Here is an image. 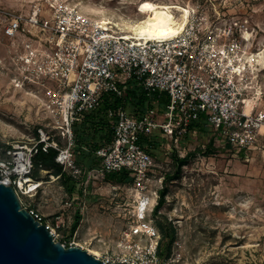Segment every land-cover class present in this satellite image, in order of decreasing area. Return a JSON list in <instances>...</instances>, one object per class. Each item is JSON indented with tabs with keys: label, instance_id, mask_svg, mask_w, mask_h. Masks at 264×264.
<instances>
[{
	"label": "built area",
	"instance_id": "1",
	"mask_svg": "<svg viewBox=\"0 0 264 264\" xmlns=\"http://www.w3.org/2000/svg\"><path fill=\"white\" fill-rule=\"evenodd\" d=\"M221 19L209 21L193 9L176 36L153 41L104 30L101 20L84 8L58 0L48 9L0 8V67L13 89L36 103L47 118L38 124L34 139L0 146L1 183L14 189L22 207L56 241L63 220L44 221L30 202L46 183L61 179L50 175L47 182L34 176V158L40 152L55 151V162L63 172L88 184L127 172L131 182L124 187L136 194L132 211L124 215V229L114 240H99L100 251L94 253L87 242L81 244L77 230L68 241H57L63 247L83 249L103 264H188L180 252L164 253L163 236L155 224L164 177L157 181L153 176V148L144 141L158 131L162 138L178 142L197 135L193 126L204 119L220 138L239 149L251 150L259 144L264 110H258L261 93L256 86L261 77L255 63L261 50L257 46L252 51L247 19L228 26L220 24ZM132 79L148 95L157 96L158 106L164 94L170 103L161 109L150 107L140 118L123 107L108 110L111 142L96 150L99 164L86 170L78 162L75 127L100 108L104 95L122 97L121 86ZM253 90L255 97L250 95ZM39 168L48 173L42 165Z\"/></svg>",
	"mask_w": 264,
	"mask_h": 264
},
{
	"label": "rangeland",
	"instance_id": "2",
	"mask_svg": "<svg viewBox=\"0 0 264 264\" xmlns=\"http://www.w3.org/2000/svg\"><path fill=\"white\" fill-rule=\"evenodd\" d=\"M56 0H0V8L27 11L40 6L48 9ZM76 8H84L96 20L107 19L112 31L127 35L124 26L142 21L145 16L138 6L145 0H58ZM162 4H178L210 20L222 19L220 24L240 23L247 19L252 36L253 50L264 52V0H149ZM95 9L101 14H93ZM44 18L47 19L46 16ZM244 23V22H243ZM117 27H116V26ZM210 26V24H209ZM1 55V49H0ZM261 83L258 93L261 100L258 110H264V64L257 57ZM264 62V60H263ZM253 86H255L253 84ZM255 97V91L250 94ZM161 104L152 101V107H164L170 103L167 94L162 95ZM36 103L21 91L13 89L6 70L0 67V146L17 141L34 139L39 123L46 115L37 109ZM127 112L134 116L131 107ZM39 111V113H38ZM80 126V125H79ZM78 126V127H79ZM83 127V126H81ZM86 126V129H89ZM157 148L151 149L155 163L157 181L174 171L173 151L181 157L194 152L198 146L205 147L212 137H217V146L210 155H197L184 167L181 179L168 183V205L160 210L177 230V246L171 251L180 252L188 264H264V135L259 144L241 155L238 149L224 148L222 138L209 125L187 140L170 142L160 136ZM108 134L99 132L95 136L98 144L108 143ZM93 158L85 160L90 163ZM42 173L36 168L35 176L50 182L51 169ZM57 176V175H56ZM37 197L30 200L44 221L53 222L61 217L64 227L57 241H68L76 217L78 241L92 251H100L99 240H114L124 229V215L132 211L135 192L111 182L86 183L68 175L52 183H46ZM72 190V193L69 192ZM72 206L69 208L66 203ZM160 216V217H164ZM155 218V224L160 221ZM85 245V244H84ZM164 253H169L165 242Z\"/></svg>",
	"mask_w": 264,
	"mask_h": 264
},
{
	"label": "trees",
	"instance_id": "3",
	"mask_svg": "<svg viewBox=\"0 0 264 264\" xmlns=\"http://www.w3.org/2000/svg\"><path fill=\"white\" fill-rule=\"evenodd\" d=\"M125 94L122 97H118L116 95H104L102 98L101 106L98 110L89 113L86 115L84 121L75 127V134L78 139L77 149L76 151H80V157L78 162L86 169H91L99 164V161L96 159L94 153L97 149L107 146L110 144L112 135H113V122L111 119L107 117V112L110 109H118L123 107L124 109L131 107V109L135 110L137 114L135 117H142L146 113V111L152 107V101L157 98L156 95L150 96L144 89L139 85V83L132 79L128 81L125 85L121 86ZM79 126V127H78ZM83 126V127H81ZM86 126H89V129H86ZM198 133L201 130H205L207 127L206 121L204 119L199 120L193 126ZM99 132H104L108 134V143L106 145L98 144L95 141V136ZM191 137V136H190ZM189 137L182 138V140H187ZM220 138V137H219ZM222 143L224 144V148L227 150L238 149L241 155H244L249 150L239 149L235 147L231 142L222 138ZM217 137H212L207 146L202 147L198 146L194 152L187 153L184 157L179 155L178 151H173L172 154V162L174 164V171H171L164 176V187L160 191V202L155 209V217L159 219L160 216H164L160 214V210L165 205V197L168 194V183L181 179L182 172L184 167L188 166L192 159L197 155H210L214 150H216ZM145 144H148L152 148H157L160 143V138L158 135L151 136L148 140L144 141ZM57 153L55 151H50L49 153L40 152L34 158L35 171L36 168H39V165H42L45 170L51 169L54 171L55 175H61V179L65 176L63 172L62 166L55 162V157ZM93 158L90 163H86L85 160L87 158ZM35 176V172H34ZM36 177V176H35ZM106 181L118 184L119 186H125L131 182V177L127 172L110 174ZM72 193V190H69ZM33 209H35L32 206ZM80 216L76 217V223L73 226L72 234L77 230V222L79 221ZM162 236H163V245L168 241L169 243V253L171 251V247L177 239V230L172 224L171 221L168 220L166 216L160 217V221L157 224Z\"/></svg>",
	"mask_w": 264,
	"mask_h": 264
},
{
	"label": "water",
	"instance_id": "4",
	"mask_svg": "<svg viewBox=\"0 0 264 264\" xmlns=\"http://www.w3.org/2000/svg\"><path fill=\"white\" fill-rule=\"evenodd\" d=\"M0 264L103 263L83 249L65 248L54 240L0 178Z\"/></svg>",
	"mask_w": 264,
	"mask_h": 264
},
{
	"label": "bare ground",
	"instance_id": "5",
	"mask_svg": "<svg viewBox=\"0 0 264 264\" xmlns=\"http://www.w3.org/2000/svg\"><path fill=\"white\" fill-rule=\"evenodd\" d=\"M146 2L143 1L141 2V4L138 6V12L142 15L145 16V18L137 23L134 24H126L124 25L128 30L129 33L126 35L129 39H137V40H143L137 37V33L139 32L140 28L137 27V25H139L141 28H146L148 27V23L146 22H150L152 24L157 25L160 28L163 29H167V28H171L172 30L176 31L177 33H179L181 31V26L182 29L184 28V26L186 25L188 18H189V14L191 12L190 9H187L185 7H182L178 4H162V3H156L153 1H149L147 0V2H151L155 5H157V8L155 10V13L150 12V11H141V5H143ZM182 9H186L187 10V15H185V12L182 11ZM91 13L93 14H101V12L95 10V9H90L89 10ZM160 12H164L165 15L164 16H158L156 15V13H160ZM156 16L155 19H153V16ZM169 17H171V19H169ZM179 19V20H178ZM101 24L104 30L110 31L112 30L111 25L113 23H111L110 21H108L107 19H101ZM116 26V25H115ZM117 27V26H116ZM133 29H136V31H133ZM247 37H250L249 34L246 35ZM171 38V37H170ZM169 38V39H170ZM167 40V39H166ZM260 61L261 64H264L263 60H264V52L260 54ZM251 60V59H249ZM94 253H97V251H93Z\"/></svg>",
	"mask_w": 264,
	"mask_h": 264
},
{
	"label": "snow or ice",
	"instance_id": "6",
	"mask_svg": "<svg viewBox=\"0 0 264 264\" xmlns=\"http://www.w3.org/2000/svg\"><path fill=\"white\" fill-rule=\"evenodd\" d=\"M157 8V5L151 3V2H146L141 5L140 10L141 11H150L155 13V10ZM182 11L185 12V15H187V10L186 9H182ZM156 15L158 16H164L165 13L164 12H160V13H156ZM156 16H153V19H155ZM169 19H171V17H169ZM148 23V27L146 28H141L139 25H137L138 28H140L139 32L137 33V37L143 40H153V41H164L166 39H169L170 37H174L176 36L178 33L174 30H172L171 28H167V29H163L158 27L155 24H152L150 22H146ZM182 29V26H181ZM133 31H136V29H133ZM127 39V37H126ZM238 71V69H237Z\"/></svg>",
	"mask_w": 264,
	"mask_h": 264
},
{
	"label": "crops",
	"instance_id": "7",
	"mask_svg": "<svg viewBox=\"0 0 264 264\" xmlns=\"http://www.w3.org/2000/svg\"><path fill=\"white\" fill-rule=\"evenodd\" d=\"M37 211L39 212V210L37 209Z\"/></svg>",
	"mask_w": 264,
	"mask_h": 264
}]
</instances>
